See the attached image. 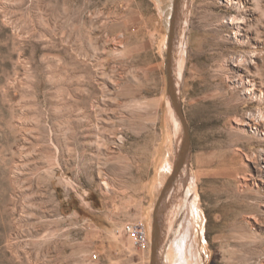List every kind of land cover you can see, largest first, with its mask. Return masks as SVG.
<instances>
[{
  "label": "rangeland",
  "instance_id": "obj_1",
  "mask_svg": "<svg viewBox=\"0 0 264 264\" xmlns=\"http://www.w3.org/2000/svg\"><path fill=\"white\" fill-rule=\"evenodd\" d=\"M174 1L0 0V264H152L184 139L168 91ZM240 1L238 38L220 27L233 7L178 10L171 73L191 157L160 264H185L189 225L191 264H264V0Z\"/></svg>",
  "mask_w": 264,
  "mask_h": 264
},
{
  "label": "water",
  "instance_id": "obj_2",
  "mask_svg": "<svg viewBox=\"0 0 264 264\" xmlns=\"http://www.w3.org/2000/svg\"><path fill=\"white\" fill-rule=\"evenodd\" d=\"M178 10H179V0L174 1V13H173V19L171 22L170 27V39H169V49H168V76H169V85H168V91L171 98V101L175 107V111L181 121L184 139L182 142V145L180 146V149L176 156L174 171L167 182L162 195L159 199L158 205L156 207V213L154 217V229L152 234V264H160L159 263V256H160V248L162 245V239H161V228H160V218H158V211L162 203L166 200L168 197L170 191L175 186L176 182L178 181V178L182 174V172L187 168L190 157H191V140L189 136V130L188 126L186 124L185 117L182 112V108L178 99L177 90L175 88V82L172 78V53H173V47H174V38L176 35V29H177V21L176 18L178 16Z\"/></svg>",
  "mask_w": 264,
  "mask_h": 264
},
{
  "label": "bare ground",
  "instance_id": "obj_3",
  "mask_svg": "<svg viewBox=\"0 0 264 264\" xmlns=\"http://www.w3.org/2000/svg\"><path fill=\"white\" fill-rule=\"evenodd\" d=\"M217 4L222 5L225 4L228 7H233V9L238 13L239 16L237 17H232V18H224L221 20L220 22V27H229V28H235L237 30V33L235 34L236 37L238 38L241 29H242V25L245 22V19L243 18V16H241V12L245 10L244 4L240 1V0H215ZM189 0H179V11H180V7L182 6V11H185L186 6L188 4ZM190 3V2H189ZM190 6V4H189ZM188 10L186 11V19L189 18V13H190V9L189 7L187 8ZM180 15L177 16L176 21L177 24L180 22ZM180 29V28H179ZM176 32H178L176 30ZM228 37V36H227ZM236 38V39H237ZM174 52V51H173ZM184 53V52H183ZM175 55V54H174ZM184 55V54H183ZM174 59V58H173ZM177 61V59H176ZM182 65V64H181ZM174 68V67H173ZM180 68V67H179ZM182 67L181 69L177 70V75L181 78L182 77ZM173 72V71H172ZM239 85H241V83H239ZM176 88V86H175ZM177 90V88H176ZM178 94V93H177ZM176 112L174 111V114ZM176 118L178 117L177 114ZM174 116V115H173ZM175 120V125H176V129L178 131V135L181 133V129H182V124L180 121V126H177L178 121L176 119ZM238 129L239 130H245V124L242 123H238L237 124ZM169 166V165H167ZM171 168V167H169ZM162 187V186H161ZM196 187V186H195ZM163 188V187H162ZM176 188V187H175ZM174 188V189H175ZM192 189V188H191ZM177 191V189L174 190V192ZM157 192V191H156ZM173 198V196H172ZM167 199L162 203V205L159 208L158 211V218H160V228L162 229L163 227V214H164V210L167 209L168 204H167ZM176 198H174L175 200ZM176 201V200H175ZM172 203V202H170ZM174 206V205H173ZM180 207V206H179ZM193 223H195L197 225V218L194 217V221ZM191 224V223H190ZM190 226V225H189ZM186 226L185 229L183 230V232L180 234L178 241L176 243L177 245V254H178V261H181L182 259L184 260L185 264H191V260H192V253H191V246H192V241H193V237L194 235L192 234V230L194 231V229H192L191 227ZM194 227V226H193ZM196 229V228H195ZM195 232V231H194ZM180 233V232H179ZM200 254V253H199ZM198 258V257H197ZM176 260V259H175Z\"/></svg>",
  "mask_w": 264,
  "mask_h": 264
},
{
  "label": "built area",
  "instance_id": "obj_4",
  "mask_svg": "<svg viewBox=\"0 0 264 264\" xmlns=\"http://www.w3.org/2000/svg\"><path fill=\"white\" fill-rule=\"evenodd\" d=\"M125 231L134 240L136 246L142 249L149 247L148 229L143 222L130 223L126 226Z\"/></svg>",
  "mask_w": 264,
  "mask_h": 264
}]
</instances>
